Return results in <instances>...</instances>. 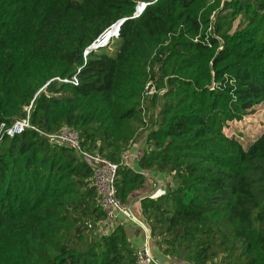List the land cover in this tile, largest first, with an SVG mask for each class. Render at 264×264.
Here are the masks:
<instances>
[{"label":"trees","instance_id":"trees-1","mask_svg":"<svg viewBox=\"0 0 264 264\" xmlns=\"http://www.w3.org/2000/svg\"><path fill=\"white\" fill-rule=\"evenodd\" d=\"M135 1L0 0V125L29 108L32 126L0 141V264L135 260L123 224L108 234L89 227L106 217L92 169L46 136L64 126L112 161L144 139L140 170L120 167L117 187L125 202L147 172L170 177L164 195L141 201L165 255L264 264V132L247 147L225 132L264 102V0H152L133 17ZM122 18L116 49L85 56ZM156 50V87L166 90L147 99L143 129ZM75 75L77 85L63 81Z\"/></svg>","mask_w":264,"mask_h":264},{"label":"built area","instance_id":"built-area-1","mask_svg":"<svg viewBox=\"0 0 264 264\" xmlns=\"http://www.w3.org/2000/svg\"><path fill=\"white\" fill-rule=\"evenodd\" d=\"M225 0H222V4ZM215 0H211L214 3ZM153 3L152 0H143V3L137 5L133 17L140 16L146 9L148 5ZM216 12L210 16V26L208 32L214 30ZM127 18H122L114 22L110 27H108L103 33H101L85 50V56L93 51H97L110 46L115 40L120 38L121 27ZM200 35L196 36L194 40H198ZM220 39V37H218ZM169 41L166 42L168 44ZM157 55V50L152 54L151 60L147 66L148 81L143 89L142 93V107H143V120L146 128L148 123V116L146 114V101L149 97L154 94H162L165 92L166 88L158 89L156 87L157 72L159 71L161 65L159 62L154 61ZM61 80V79H60ZM64 82H70L72 84H78V77L75 75L72 79H63ZM31 123L29 119V113L26 118L15 121L11 126H6L4 123L0 125V141L6 136L14 137L21 134L25 129L30 128ZM52 143L59 145H66L79 154L82 155L84 160L92 169V185L95 187L99 198L100 205L105 213V220L107 227L102 225L100 230H106L110 226L109 222L112 224L117 220L119 215L124 216L126 219H132V213L129 206L121 200L119 197V191L117 187V174L119 168L122 166H129L134 154L131 151L133 143H131L127 148H124L120 154L118 161H112L109 158L98 152L87 151L82 143L79 132L70 126H64L61 130L56 133L46 134ZM137 157V156H135ZM166 193V188L162 184L158 186L157 191L152 196H160ZM89 227H93L92 223L88 224ZM114 226V224H113ZM144 227V226H143ZM145 228V227H144ZM146 230V228H145ZM147 233V230H146ZM151 237L147 234L145 244L135 250V260L132 264H159L155 259L152 247H151Z\"/></svg>","mask_w":264,"mask_h":264},{"label":"crops","instance_id":"crops-1","mask_svg":"<svg viewBox=\"0 0 264 264\" xmlns=\"http://www.w3.org/2000/svg\"><path fill=\"white\" fill-rule=\"evenodd\" d=\"M144 145H145L144 139H140L134 142L131 151L134 154L133 159H135V161L133 162L132 165V161H133L132 159L129 164L132 168L140 170L138 165V159L140 155L143 153L142 151L144 150ZM147 174L148 176L146 178V182L144 186L138 191L131 193L125 201V203L129 206L131 210L133 218L126 219L124 216L119 215L117 217V220L113 223L114 224L113 228L119 223L125 226L129 241L132 244L134 250L142 247L145 244V240L147 236L145 228L138 221V220L144 221L141 201L144 196L150 195V197L156 198L157 196H152V195L157 191L159 184L160 185L162 184V186L165 187L166 182H168V179L170 178V177L169 178L166 177L161 173L155 174L152 172L151 173L147 172ZM153 242L154 240L151 239V247H153V254L159 264H189L184 260L172 259L169 256L165 255L161 250L153 246L154 245Z\"/></svg>","mask_w":264,"mask_h":264},{"label":"rangeland","instance_id":"rangeland-1","mask_svg":"<svg viewBox=\"0 0 264 264\" xmlns=\"http://www.w3.org/2000/svg\"><path fill=\"white\" fill-rule=\"evenodd\" d=\"M140 3H143V0L135 1L133 6L134 12L136 10L137 5ZM115 44L116 42L109 48V52H113L116 49L117 46ZM29 111L30 110L28 108V113ZM225 132L228 135H234L239 141H241L244 147H247L249 144H251L254 140H256V138H258V136H260L264 132V102L255 106L254 110L251 113L245 115L243 119L229 123L227 128L225 129ZM136 141L137 140L135 139L134 142ZM91 223L93 224L92 229L93 233L95 234H108L111 229H113V224L109 222L110 226L107 228V231L104 229L100 230V227L102 225L107 227L105 219L97 221L95 223Z\"/></svg>","mask_w":264,"mask_h":264},{"label":"water","instance_id":"water-1","mask_svg":"<svg viewBox=\"0 0 264 264\" xmlns=\"http://www.w3.org/2000/svg\"><path fill=\"white\" fill-rule=\"evenodd\" d=\"M135 161V159H133V161H132V165H133V162ZM136 220H138V219H136ZM139 221V223H141V225L142 226H144L145 228H146V230H147V234L151 237V234H150V230H149V228L143 223V221H141V220H138Z\"/></svg>","mask_w":264,"mask_h":264}]
</instances>
